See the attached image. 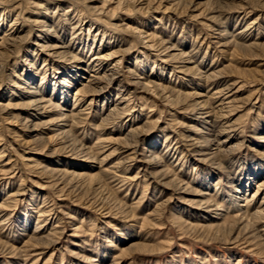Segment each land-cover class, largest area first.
I'll return each mask as SVG.
<instances>
[{"label":"rangeland","instance_id":"1","mask_svg":"<svg viewBox=\"0 0 264 264\" xmlns=\"http://www.w3.org/2000/svg\"><path fill=\"white\" fill-rule=\"evenodd\" d=\"M11 1L21 4L0 25V35L10 28L16 14L21 11L22 18L19 21L25 25L22 35L26 37L12 59L1 68L0 95L5 97L0 98L2 104L18 101L13 96V86L9 84L17 78L14 76L17 72L23 73L26 66L21 67V64L26 62L25 58L34 59V54L26 51L33 49L29 46L35 39L36 29H29L26 17L32 11L48 13L46 21L51 22L56 34H61L67 41L76 34V40L79 41L77 46L82 48L87 57L92 54L93 49L90 48L93 45L100 47L101 42V47L111 42L109 45L112 47L118 44L115 48L131 47V52L119 64L120 83L115 81L110 84L113 89L110 99L116 98L117 88L121 94L128 96L124 109L105 119L103 115L109 103L100 97L98 103L91 104L89 110L91 116L94 114L97 117L76 124L70 130L69 137L63 138L68 141L66 145H72L71 153L78 151L80 145L92 148L94 162L85 164L81 161L82 166L75 169L68 166L69 169L87 172L88 178L61 179L56 169H64L65 161L69 160L67 155H70V152L64 151L69 149L63 148L65 144L62 140L51 143L48 137L54 132L46 130L32 134L24 125L17 122L12 124L0 105V165L12 160L9 167H14L13 173L0 175V205L6 207L5 210L0 209V264H264V219L257 224L253 220L252 227H246L245 232L234 217L226 215V219L213 225L212 229L209 224L217 222L208 221L206 212L196 205L185 204L181 194L161 189L152 171H145L138 160H128L124 154L116 151L108 160H102L111 152V149L108 150V138L114 136L122 139V144L134 145L140 152L148 154L150 150H156L159 159L189 189L195 193H207V198L220 207L219 211L228 214L235 208L231 203L234 195L232 183L236 184L243 173L247 177L256 176L258 179L250 187L245 203V211L253 212L264 197V190L255 193L259 188L258 182L264 180V142L260 138L264 135V0H145L156 2V5L161 3L162 11L164 5H174L175 12L172 10L156 15L162 18L160 21L153 18L149 20L146 8H140L136 0H125L116 11L115 0L109 11L107 9L103 14L88 10L85 0L64 1L63 10L57 8L54 0H29L41 2L44 5L42 8L27 0ZM11 1L6 3L11 4ZM4 3L0 0V10ZM72 3L79 7V11L72 12L70 16L65 15ZM211 12V16L216 15L224 27L218 28L216 22L219 21L216 19L207 21V26L203 27L190 18L197 14L206 18ZM128 20L140 21L142 25L146 23L144 25L147 27L152 25L159 38L169 39L183 51L192 52L203 73L218 76V87L233 81H237V87L240 85L241 92L237 93L234 107L218 113L221 119L214 123L209 134L204 135L198 130L201 126L193 119L196 113L190 112L193 107L188 105L190 102L178 105L177 100H163L152 90L145 91L139 85L129 84L128 69L136 70L141 76L143 71L154 69L153 74L157 76L162 73L166 80L163 77L158 80L155 76L152 79L165 85L172 84L181 91L195 90L183 87L187 83L198 90L201 85L205 88L206 79L196 78L195 74L183 76L176 71L171 73L172 69L161 57L149 54L142 47L140 38L121 26L122 29H118L112 25ZM76 24H79L78 27H75ZM216 28L217 31H225L219 39L214 37L217 34H213ZM240 29H246L243 34L245 37L239 35ZM102 30L110 34L104 38L103 33L97 35V31ZM95 36L96 42L93 43ZM231 38L236 39L237 45L220 46ZM239 43L245 44L240 46ZM43 54L40 56L45 57ZM147 57L154 62L145 63ZM42 63V59H37L38 66ZM153 63H157L156 67L161 70L153 68ZM52 72L48 71L47 75L48 92L54 86L51 82ZM170 73L174 75L173 79L177 77L173 83L167 81ZM42 76H38L37 83ZM23 77L29 78L26 74ZM74 90L72 88L69 91V97ZM201 90L205 91L203 88ZM62 97L60 93V102L64 100ZM89 100L90 97L86 98L84 104L87 105ZM18 113L12 111L14 115ZM229 120L236 122L237 130L231 152L228 155L225 153L226 162L218 166L213 164V160L204 161V155H200L199 150L187 139L194 137L195 142L205 145L209 151L215 146L205 139L218 142L217 132L225 128L223 125L226 126ZM100 122L104 123L103 126L95 128ZM141 126H144L142 134L134 130ZM25 141L30 143L27 145ZM57 157L58 161H54ZM125 159L129 161L128 164L120 163L119 170L111 167L116 161ZM36 170L41 171L40 176L43 178L36 177ZM62 182H66L67 186L64 187L65 183ZM32 191L37 192V195L32 197ZM16 192L22 194L10 197ZM253 194L255 197L252 198ZM168 197L172 198L168 205L162 204L163 207L157 208ZM41 205H45V216L49 217L46 219L44 216L47 223L38 221L42 213V208H39ZM185 224L208 225L204 228ZM37 232L39 236L49 234L44 244L30 240ZM237 234L240 238H235Z\"/></svg>","mask_w":264,"mask_h":264},{"label":"bare ground","instance_id":"2","mask_svg":"<svg viewBox=\"0 0 264 264\" xmlns=\"http://www.w3.org/2000/svg\"><path fill=\"white\" fill-rule=\"evenodd\" d=\"M2 1L5 3L3 4V7H1L2 10H0V25H2L7 19V17L10 16V14L13 12V9L19 8L17 6L21 4V2L12 3L13 1L11 0H2ZM10 1H11V4H8ZM54 1L57 4V8L59 10H63L64 5H65V3L63 2L68 1V0H54ZM85 1L87 4L86 8L88 10H91L95 14L105 13L106 10L110 7V5L115 2V0H85ZM116 1H117L115 4L116 8H114L115 11L122 6L125 0H116ZM29 2H32L33 4L41 8L44 6L41 2L40 3L36 1H29ZM100 2L101 4H99ZM136 2H138V5H141L140 8H144V9L146 8L145 12H147L149 20H152L153 18L154 20L160 21L162 18L156 15L164 13V12L168 13V12H171L172 10H173L172 12L176 11V8H174L173 4L168 5V6L164 5L165 8L162 11V9H160L161 3L156 5L157 1L147 2L145 0H136ZM70 6L71 7L67 11H65L66 13L65 15L70 16L72 12L79 11V7L77 5H74L72 3V5ZM16 11L14 10V12ZM46 14L48 13L32 11L31 14H28V16H26L27 21L29 23L28 25L29 29L34 28L36 29V32L38 31L37 34L35 32V39L31 42V46H29L31 48L33 47V49L31 51L26 49L27 52H31V55L32 53L34 54L33 56L34 59L30 60L28 58H25L26 62L21 64V67L26 66L23 70V73H18V72L16 74L14 73L15 74L14 76H16L17 77L16 79L18 80L16 79L12 80V82L9 84V86H13V91H14L13 96L17 97L18 101L14 103L9 102L7 104H2L0 102V105L2 107V111L4 112V114L9 115L8 119H11L10 122L12 124H15L16 122L18 124H22L25 127L29 128L30 129L29 131L32 134L33 133L37 134L40 131H46V130L50 132H54V134L48 137V139L52 141L51 143H54L53 141L55 140H62L61 142L65 144L68 141L63 140V138L69 135L70 130L76 124L78 125L81 122H84V120L86 121L88 119H95L97 117L94 114H92L91 116L89 110L92 107L91 104H97L100 97L107 99V103H109L106 109V112L104 113L105 117L103 115V118L107 119L110 116H112V114H115L119 110L124 109V107L126 106L125 104L128 101L127 100L128 96L121 94L120 89L117 88L116 90H118V92L115 95L116 98L114 100L110 99L111 92L113 91L112 87H110L111 86L110 84L115 81L120 83V80L118 79V77L121 75L119 64L121 63L122 59L131 52V47L126 46L127 48L126 47L121 48L119 46L118 48H115L116 46H118V44L112 47V45H109L111 42H107L108 45L105 44L103 47H101V45H103V43L101 42L100 47L93 45V47L90 48L91 50L93 49L92 54H90L89 57H87L88 55L84 54V51L81 50L82 48L80 49V47L77 46V43L79 42L78 40H76L77 35L75 34L74 36H72L71 39H69V41H67L61 34H56L57 32H56L54 25L50 24L51 23L50 21H49L50 23L46 21V18H45ZM211 14L212 12L206 18L205 17L202 18L198 14L193 15V16L191 15L192 17L190 18L193 21L195 20V22L198 25L203 26V27L207 26V23L210 22L211 20L216 19L219 21L218 23L216 22L217 27L218 28L224 27L223 25L222 26L220 25L222 21L218 19L216 15L211 16ZM61 15H63V13ZM20 17L22 18L21 11L18 14H16L15 20H13L10 24V28L6 32H4L2 35H0V71H1V68L4 66V64L7 61L12 59L13 55L15 54V51L16 50L18 51L20 43L26 37V35L24 34L22 35L25 25L19 21ZM128 21L122 22V24L114 23L112 25L118 29L124 28L123 30L128 31V33L140 38V40H142L141 42L143 43L142 47L145 50H147L149 54L151 53V54L161 57L162 61L167 63L172 69L171 73L176 71L179 74H182L183 76L195 74L196 78L206 79V83H205L206 86L203 85L205 86V88L202 87L201 85V89L203 88L205 89V91L201 89L198 90L196 86L192 87L188 83L184 85L183 87H185L186 89H195V90L181 91L179 89H176V86H173L172 84L165 85L161 82H158L157 80L152 79L155 76L159 78L158 80H161L163 78H165L166 80V77L162 76V73L158 74L159 76L158 75L156 76V74H153L154 69L149 70L147 72L143 71V73H141L142 76L140 75V73L139 74L136 73V70L133 71L131 69H128V72L130 73L129 78L131 81L129 84L139 85L142 88V90H145V91L148 89L152 90L153 92L158 94L159 97L163 98V100L164 99L168 101L177 100L176 104L178 105L180 103L187 104V102H190V104L188 105L193 106L191 109L192 111L190 112L196 113L193 119L195 123H198L201 126V129L198 128V130H201V132L204 135L209 134L208 132H210V130L214 126V123H216V121L221 119L220 118L221 115H219L218 113L227 112L229 111V108L232 109L234 107V104L237 101L236 100L237 93L240 91V88H239L240 85L237 87V81H233V82H230L229 84L224 85L223 87H218L219 86L218 83L220 82L218 80L219 79L218 76L215 75L214 73H210V74L205 73V72L203 73V71H201L200 68H198L196 64L197 61L192 52L188 53L186 51H183L182 48L174 44V42H172L169 39H162V37L159 38L160 35L159 34H158L159 36L157 35L156 29L152 27V25H149L150 27H147L146 25H144L146 23L142 25L140 21H133V22L132 21L128 22ZM78 23H80V20L78 21ZM82 24L83 23H81L80 25ZM139 24H141V26H139ZM78 25L79 24H76V26L75 25L74 26L78 27ZM217 30H218L217 28L214 29L213 34H217V36L215 35L214 37L219 39L220 36H222L224 34L223 32L225 31L223 30L222 32V30L220 31H217ZM245 30L246 29H240V31L238 32L239 35H241V37H245L243 36V34H245ZM81 32H79V34ZM100 33L104 34L102 36L103 38L110 34L106 32L105 30L97 31V35ZM103 38L101 41L104 40ZM235 40L236 39L231 38L230 40L221 43L220 46H226L232 43H236L237 45L238 42ZM95 42H96V36L94 38L93 43ZM240 44H245V43H239V45ZM240 46H243V45H240ZM190 51H192V49ZM40 54L45 55V57L40 56ZM37 59L43 60L42 65H39V66L37 65ZM151 62H154V61H151L150 57H147L145 60V63H151ZM152 66L153 68H159V67H156L157 63H153ZM50 70L53 71L51 82L54 84V86H53V90L51 92H48L47 75H48V71ZM159 70L161 69L159 68ZM25 74L27 75V77H29L28 80L23 77ZM41 75L43 76L41 77V80L39 81V83H37L38 76L40 77ZM173 77L174 75L171 74L169 80L167 81H169L170 83H173L177 79V77L174 79ZM0 80H1V75H0ZM0 87H1V81H0ZM72 88H75V90L72 93V95L69 97L70 95L69 91ZM60 93H62V96H63L62 98H64L63 102H60L61 98L58 99V95H60ZM88 97H90V100L88 101L87 105H85L84 104L85 99ZM0 98H5V97L4 95H0ZM238 99H240V97ZM13 110L19 111V113L14 115L12 114ZM23 114L24 116H22ZM23 119H25V122H23ZM35 120H38V122ZM103 124L104 123L100 122L99 124L96 125L95 128L98 129L101 126H103ZM223 127L225 128L218 130L217 132V135L219 137L218 142H215V139H208V138L205 139L207 141L208 140L211 141L212 143L211 142L210 143L215 146V148H210L209 151L208 149H206L205 145L195 142L194 137H190L187 139L189 143H193L195 149L199 150L200 155H204V157H202L204 161L213 160L215 161L213 162V164H216L218 166H220L222 162H226L225 160L226 158L224 157L226 156V154L228 155V153L231 152L234 146L233 136L236 134V130H237L235 121L229 120V123L227 122L226 126L223 125ZM134 130H136V132L139 131L142 134V132H144V126L135 128ZM116 137L114 136V138H108V142H109L108 150L111 149V152L107 154L106 156H104L102 160H108L111 156L115 155V151L120 152L121 154H124V156H126L128 160H131V161L138 160L141 163V165L144 166L145 171L147 169L152 171L151 173L156 177V182L161 189H169L172 191L171 192L172 194L173 193L181 194L182 195L181 197H183V200L186 202L185 204L196 205L197 207L201 208L203 212H206L205 214L207 215L206 218H208V221L209 219H211L212 222L214 221L217 222V223L209 224L210 225L209 227L212 226L211 227L212 229H213V225L220 224L218 222H220L223 219H226L227 216L234 217L235 220L241 225L240 229H243L245 232H246V227L247 228L248 226L252 227L253 220H255L257 224V222H260L264 219V197L261 201H259V203L256 206V209L253 212L247 213L245 211V208H246L245 203L246 201H248V197H247L248 191L250 187L254 185L255 180L258 179L256 176L247 177L245 175L246 173H243L241 174V178L239 177L240 179L236 184L232 183L231 187L233 188L234 195H233V199L231 203L234 204L235 208L233 209L231 214L223 213L222 211H219L221 210L219 206H216L215 203H213L210 199L207 198L206 196L207 193H201V192L195 193V191H193L192 189H189V187L185 184L183 180H180L178 177H176L174 173L172 172V170H170V168L167 167L166 164L159 159L160 157L158 156L156 150H152V151L150 150L149 153L146 154L144 152L138 151L134 145L132 146L129 144L128 145L122 144V142L124 141H121L122 139H120L119 137L117 138ZM260 138H263V142H264V135L261 136ZM1 140L2 138L0 139V141ZM105 140H107V138H105ZM24 143L28 145L30 141H25ZM206 145L209 146V144H206ZM71 146H72L71 144L70 145L65 144V146H63L64 149H69V150H64L65 152H68V153L70 152L69 153L70 155H67L69 156V160L65 161L64 169H56L57 170L56 174H58V176H62L61 179L65 177L67 178L70 177L71 180L75 178H77L78 180H81V179L83 180L84 178H88L89 174H87V172L79 171V170L77 171L74 169L76 167L82 166L80 164L82 163L81 161H83L85 164L88 162L89 163L94 162L95 158H94V153L92 151V148L89 146L80 145V149L78 151H74L73 153H71V150H70ZM77 147L79 148V146ZM1 149H3V147ZM59 149L61 150V147ZM73 150H76V149H73ZM33 158L32 159L29 158V160H35ZM76 159L77 161H74ZM128 160L125 159L123 161H118V162L116 161L115 163L111 165V167L115 170H119L120 165L122 163L128 164L129 162ZM54 161H58V157L54 158ZM11 162L12 160L2 163L0 165V175L9 174V173L14 172L13 171L14 167L12 166L9 167L12 164ZM84 163L83 165H85ZM68 166H73L74 169H69ZM37 171L38 173L36 174V177L43 178L40 176L41 171L36 170L35 172ZM131 178H135V177H131ZM94 179H95V176H94ZM260 181L258 182L259 188L255 193H257L259 190H264V180H262L261 182ZM62 183H65V186L63 185L64 187L67 186L66 182H62ZM85 185L87 186L88 184H85ZM82 188L84 187L82 186ZM102 188L104 187L102 186ZM16 194L21 195L22 193L16 192L13 195H10V197L15 196ZM36 195H37V192L32 191V197ZM253 197H255V194H253L252 198ZM171 200L172 198L168 197L165 203H161V204L159 203L157 205V208L162 206V204L163 206H167ZM44 207L45 205H41L39 208L43 209ZM1 208L3 210L6 209L5 205L3 204L0 205V209ZM42 209H41L42 213H40L38 217V221L40 220L45 221V217L46 219L49 218L45 216L44 209L43 210ZM45 222L47 223L48 221H45ZM191 224L190 225L185 224V225L200 226L204 228L206 225H208V224H193V225ZM180 225H182V223ZM226 230H228V228ZM40 231L42 230H39V232ZM218 233L220 232L218 231ZM48 235L49 234H43V236L42 235L39 236V233L37 232L34 235H32L30 240L35 241L37 244H44L46 242V237ZM238 237L239 235L235 236V238H238ZM15 249L14 251L16 252ZM17 253H18V249H17ZM48 261H45V263H47Z\"/></svg>","mask_w":264,"mask_h":264}]
</instances>
